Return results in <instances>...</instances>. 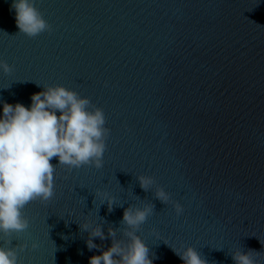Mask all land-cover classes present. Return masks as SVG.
<instances>
[{"label": "water", "instance_id": "1", "mask_svg": "<svg viewBox=\"0 0 264 264\" xmlns=\"http://www.w3.org/2000/svg\"><path fill=\"white\" fill-rule=\"evenodd\" d=\"M12 3L0 0V61L13 67L0 69V115L62 85L103 109L110 135L102 168L53 158L55 195L26 205L28 230L0 246L27 244L19 264H89L112 241L90 251L80 225L107 237L151 202L137 235L153 264H183L172 248L188 246L208 264H235L238 249L264 264V0H35L52 26L36 38L18 33Z\"/></svg>", "mask_w": 264, "mask_h": 264}, {"label": "clouds", "instance_id": "2", "mask_svg": "<svg viewBox=\"0 0 264 264\" xmlns=\"http://www.w3.org/2000/svg\"><path fill=\"white\" fill-rule=\"evenodd\" d=\"M18 33L36 38L44 32H51L52 26L44 19L35 6V0H13ZM0 69L5 74L13 67L0 61ZM31 105L3 103L0 115V237L19 236L29 228V220L23 209L30 202H49L55 195L54 173L59 166L68 171L83 166L103 167V156L110 129L102 108L93 105L89 98L81 97L76 91L62 85L43 86V91L31 96ZM140 187L149 191L155 180L151 176L137 177ZM107 202L108 211L113 210L114 199L107 192H97ZM156 199L164 204L172 203L177 216L184 211L183 206L171 200V194L157 186ZM102 203V204H104ZM154 204L143 207L130 205L123 211L120 222L122 238H117V230L108 228L107 237L101 224L90 221L80 225L88 233V249L100 248L94 238H111V246L101 254L89 258V264H153L148 245L137 235L142 224L154 211ZM4 239V244H10ZM37 245L33 243L32 247ZM27 244L16 248L0 246V264H19L17 248L23 251ZM183 264H208L202 254L192 246L183 251L172 248ZM154 255V254H152ZM260 252L236 250L231 253L235 264H259L255 259Z\"/></svg>", "mask_w": 264, "mask_h": 264}]
</instances>
